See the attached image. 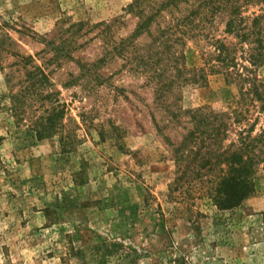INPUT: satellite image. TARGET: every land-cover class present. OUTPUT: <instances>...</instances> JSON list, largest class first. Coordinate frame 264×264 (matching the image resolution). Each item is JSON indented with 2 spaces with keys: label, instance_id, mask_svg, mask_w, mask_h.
<instances>
[{
  "label": "rangeland",
  "instance_id": "374dc122",
  "mask_svg": "<svg viewBox=\"0 0 264 264\" xmlns=\"http://www.w3.org/2000/svg\"><path fill=\"white\" fill-rule=\"evenodd\" d=\"M133 2L0 0V264H264V163L236 208L213 201L208 179L176 183L187 111H243L230 143L243 125L264 128L263 102L205 59L204 36L176 44L184 73L133 59L157 25L123 54ZM253 13L264 35V3ZM211 26L225 36L223 20Z\"/></svg>",
  "mask_w": 264,
  "mask_h": 264
},
{
  "label": "trees",
  "instance_id": "16d2710c",
  "mask_svg": "<svg viewBox=\"0 0 264 264\" xmlns=\"http://www.w3.org/2000/svg\"><path fill=\"white\" fill-rule=\"evenodd\" d=\"M263 3L264 0H198L196 3L192 0H134L129 12L136 14L140 21L134 34L122 41V53L128 51L138 35L151 33L157 25L158 33L147 51L139 49L133 59L144 69L162 70L167 57V63L173 64L170 65L171 70L184 73V67L178 65V59L184 55L175 48L176 44L187 34L204 36L210 47L205 59H209L212 66L228 78L241 83L244 97L248 96L253 102H263L261 111L264 112V79L258 73L264 65L261 16L256 13L246 15L250 6ZM184 4L190 7H183ZM168 14L170 18L163 26L162 19ZM217 19L225 22L224 37L217 35L211 26ZM43 74L42 79H47ZM38 76V72L29 75L31 80L38 79ZM39 82L35 80L34 86ZM173 82L171 79L169 83H162L161 91ZM187 113L194 128L189 130L177 149L180 174L176 183L185 179L205 183L208 179L207 194L219 207L231 209L240 206L255 191V177L264 163V128L255 133L257 122L243 125L237 137L227 143L234 126L249 120L243 111H236L238 115H235V112L201 108ZM38 124L39 138L50 135L56 126L53 116L42 119Z\"/></svg>",
  "mask_w": 264,
  "mask_h": 264
}]
</instances>
